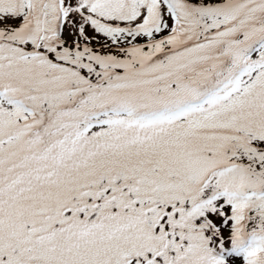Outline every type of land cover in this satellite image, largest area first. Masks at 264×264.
<instances>
[{
  "label": "snow or ice",
  "instance_id": "snow-or-ice-1",
  "mask_svg": "<svg viewBox=\"0 0 264 264\" xmlns=\"http://www.w3.org/2000/svg\"><path fill=\"white\" fill-rule=\"evenodd\" d=\"M0 264H264V0H0Z\"/></svg>",
  "mask_w": 264,
  "mask_h": 264
}]
</instances>
